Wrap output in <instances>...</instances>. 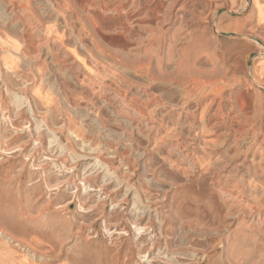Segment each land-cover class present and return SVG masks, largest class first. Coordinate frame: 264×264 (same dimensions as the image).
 <instances>
[{"label": "rangeland", "instance_id": "rangeland-1", "mask_svg": "<svg viewBox=\"0 0 264 264\" xmlns=\"http://www.w3.org/2000/svg\"><path fill=\"white\" fill-rule=\"evenodd\" d=\"M0 230V264H264V0H0Z\"/></svg>", "mask_w": 264, "mask_h": 264}, {"label": "crops", "instance_id": "crops-1", "mask_svg": "<svg viewBox=\"0 0 264 264\" xmlns=\"http://www.w3.org/2000/svg\"><path fill=\"white\" fill-rule=\"evenodd\" d=\"M259 252L258 247L257 246H241L240 244H237L233 247L232 253L235 254V256H237L238 258H242L241 254H247V258L248 259H254L255 254H257ZM246 258V256H243Z\"/></svg>", "mask_w": 264, "mask_h": 264}, {"label": "bare ground", "instance_id": "bare-ground-1", "mask_svg": "<svg viewBox=\"0 0 264 264\" xmlns=\"http://www.w3.org/2000/svg\"><path fill=\"white\" fill-rule=\"evenodd\" d=\"M0 235H1L2 237L4 236L5 238H7L8 241H13L12 238H11L10 236L7 235V233H5V232H3V231H1V230H0ZM13 239H14V238H13Z\"/></svg>", "mask_w": 264, "mask_h": 264}]
</instances>
